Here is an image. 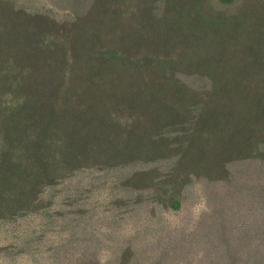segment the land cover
<instances>
[{
	"label": "trees",
	"instance_id": "trees-1",
	"mask_svg": "<svg viewBox=\"0 0 264 264\" xmlns=\"http://www.w3.org/2000/svg\"><path fill=\"white\" fill-rule=\"evenodd\" d=\"M263 163L264 0H94L74 30L0 0V255L104 264L92 195L142 238L149 199Z\"/></svg>",
	"mask_w": 264,
	"mask_h": 264
},
{
	"label": "rangeland",
	"instance_id": "rangeland-1",
	"mask_svg": "<svg viewBox=\"0 0 264 264\" xmlns=\"http://www.w3.org/2000/svg\"><path fill=\"white\" fill-rule=\"evenodd\" d=\"M9 1L27 13L64 22L69 30L75 29L94 2ZM246 167L238 170L239 174L226 183L206 188L197 184L194 193L185 195L186 204L178 212L156 198L146 201L142 204L143 213L153 212L155 215L156 212L157 215L146 222L152 228L142 238H137L144 228L138 215L135 217L126 211L119 219L118 214L110 216L120 206L116 201L120 195H92L98 215L107 217L96 227L98 237H101L97 247L100 259L104 264H116L124 258V250L131 255L128 264H264V163ZM0 235L4 237L5 233ZM57 235H49L52 243L58 242ZM116 235L122 239L126 236L131 242L128 245V242L121 243L115 239ZM5 242L7 240H1V243ZM136 244H139L137 251ZM49 251L50 247L45 246V258L44 252L37 256L1 254L0 264H50L46 260ZM39 257L41 261H38Z\"/></svg>",
	"mask_w": 264,
	"mask_h": 264
}]
</instances>
